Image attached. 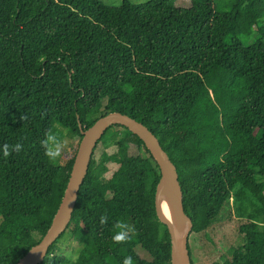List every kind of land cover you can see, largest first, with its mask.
Instances as JSON below:
<instances>
[{
    "label": "trees",
    "instance_id": "trees-1",
    "mask_svg": "<svg viewBox=\"0 0 264 264\" xmlns=\"http://www.w3.org/2000/svg\"><path fill=\"white\" fill-rule=\"evenodd\" d=\"M112 111L158 137L192 231L224 214L235 221L243 242L213 264H264V0H0V145H24L7 158L0 152L1 264L17 263L51 225L80 122L88 128ZM50 127L73 136L57 163L40 143ZM105 137L116 151L95 160L94 149L67 230L40 264H69L57 252L68 232L81 243L78 264L129 255L134 264H172L155 208L156 159L123 125ZM109 162L119 167L104 182ZM116 220L135 227L130 242L112 241Z\"/></svg>",
    "mask_w": 264,
    "mask_h": 264
},
{
    "label": "water",
    "instance_id": "water-1",
    "mask_svg": "<svg viewBox=\"0 0 264 264\" xmlns=\"http://www.w3.org/2000/svg\"><path fill=\"white\" fill-rule=\"evenodd\" d=\"M114 124L123 125L138 135L145 142L147 148L156 159L161 169V177L156 188L155 208L159 220L167 225L170 233L172 264H191L189 235L193 229V221L184 210L182 187L176 165L170 159L169 154L163 148L158 137L147 125L120 111H112L100 116L88 128H84L83 124L80 122L83 137L79 143L70 170V177L64 195L53 216L51 225L41 240L31 247L15 264L42 263L51 245L57 241L61 234L67 229L77 204L80 188L88 173L94 149L106 130ZM164 193H167L171 199L175 222L184 223L185 225V231L181 239L176 225L164 213L162 207V197Z\"/></svg>",
    "mask_w": 264,
    "mask_h": 264
},
{
    "label": "rangeland",
    "instance_id": "rangeland-1",
    "mask_svg": "<svg viewBox=\"0 0 264 264\" xmlns=\"http://www.w3.org/2000/svg\"><path fill=\"white\" fill-rule=\"evenodd\" d=\"M106 4L120 5L124 0H102ZM134 3H143L147 0H131ZM97 114L95 109L91 114ZM65 139L68 142L67 149L72 144L73 136L67 133ZM101 139V138H100ZM106 151L113 153L116 151L115 143L108 137L102 138L95 150V160H98L101 154ZM119 164L109 162L107 171L102 175V181H108L118 169ZM224 214L221 219L214 222L209 228L202 232L191 231L189 235V245L191 249V264H213L214 262L223 263L224 260L231 256L232 251L239 246L244 237L238 232L235 221ZM67 230V229H66ZM39 234L34 233L33 238L38 239ZM81 243L78 242L69 232L59 241L58 251L60 254L67 256L69 252L79 253ZM55 254H50L53 258ZM61 256V257H64Z\"/></svg>",
    "mask_w": 264,
    "mask_h": 264
},
{
    "label": "clouds",
    "instance_id": "clouds-1",
    "mask_svg": "<svg viewBox=\"0 0 264 264\" xmlns=\"http://www.w3.org/2000/svg\"><path fill=\"white\" fill-rule=\"evenodd\" d=\"M22 120L27 119L26 116L21 117ZM41 147L44 149V155L52 163H57L67 149L68 142L64 135L58 130L50 127L45 133L44 138L41 140ZM23 143L18 140L14 144L5 143L0 145V152L3 157L7 158L12 153H19L23 150ZM101 225L109 223L107 214L100 216ZM114 230L111 236L112 241L115 244H125L132 240L136 233V229L133 225L124 220H116L112 224ZM79 253L69 252L66 256L69 264H78ZM122 264H134L132 256H126L123 259Z\"/></svg>",
    "mask_w": 264,
    "mask_h": 264
},
{
    "label": "bare ground",
    "instance_id": "bare-ground-1",
    "mask_svg": "<svg viewBox=\"0 0 264 264\" xmlns=\"http://www.w3.org/2000/svg\"><path fill=\"white\" fill-rule=\"evenodd\" d=\"M162 207L164 210V213L170 218L174 224L176 225V228L178 230L180 239L182 238L184 231H185V225L184 223H176L174 220V215H173V209H172V203L169 195L167 193H164L162 197Z\"/></svg>",
    "mask_w": 264,
    "mask_h": 264
}]
</instances>
